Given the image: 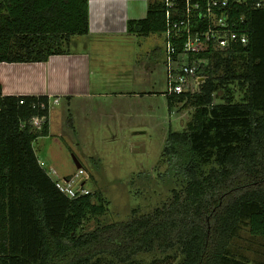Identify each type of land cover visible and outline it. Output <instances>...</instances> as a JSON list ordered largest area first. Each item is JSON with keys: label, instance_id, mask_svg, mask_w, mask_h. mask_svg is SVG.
Returning a JSON list of instances; mask_svg holds the SVG:
<instances>
[{"label": "trees", "instance_id": "16d2710c", "mask_svg": "<svg viewBox=\"0 0 264 264\" xmlns=\"http://www.w3.org/2000/svg\"><path fill=\"white\" fill-rule=\"evenodd\" d=\"M263 1L233 8L245 17L247 44L196 56L199 90L165 92L170 109L193 108L165 147L181 187L169 204L128 220L80 230L109 206L95 192L70 198L56 187L34 148L50 133L48 97L4 95L0 83V264H173L176 255L135 256L174 248L180 264H264L236 247L243 228L264 238ZM166 28L162 2L128 22L130 33ZM89 31V0H0V62L47 60ZM36 115L47 117L41 129L30 122Z\"/></svg>", "mask_w": 264, "mask_h": 264}, {"label": "rangeland", "instance_id": "374dc122", "mask_svg": "<svg viewBox=\"0 0 264 264\" xmlns=\"http://www.w3.org/2000/svg\"><path fill=\"white\" fill-rule=\"evenodd\" d=\"M164 39L163 32L97 39L94 68L100 79L112 82L106 89L111 95H98L90 110L63 98L61 104L55 103L51 133L34 142L39 159L61 176L78 171L77 158L89 175L86 186L109 206L106 214L87 219L82 231L164 207L171 202L173 189L181 187L169 171L165 147L169 131L184 129L193 108L182 103L169 107ZM236 247L251 261L264 262V238L250 235L247 228L241 230ZM167 254L177 256L173 264L184 259L180 248L135 257L149 262Z\"/></svg>", "mask_w": 264, "mask_h": 264}, {"label": "crops", "instance_id": "0c3cea01", "mask_svg": "<svg viewBox=\"0 0 264 264\" xmlns=\"http://www.w3.org/2000/svg\"><path fill=\"white\" fill-rule=\"evenodd\" d=\"M162 0H89L90 31L86 37H71L69 50L53 54L44 61L0 62V83L4 95L47 96L73 101L90 110L98 95L107 97L109 80L97 76L94 68L93 49L95 41L109 36L130 34L128 22L143 19L148 15L149 6ZM73 47V49H72ZM158 56L155 50L153 58ZM106 86V88H102ZM103 91L98 94V90ZM76 100V101H75ZM56 105L50 106V133L56 118ZM59 116V115H58Z\"/></svg>", "mask_w": 264, "mask_h": 264}, {"label": "built area", "instance_id": "2783aa9c", "mask_svg": "<svg viewBox=\"0 0 264 264\" xmlns=\"http://www.w3.org/2000/svg\"><path fill=\"white\" fill-rule=\"evenodd\" d=\"M244 1L162 0L167 22L163 32L167 94L199 90L205 79L200 74V65L204 60L196 57L199 53L210 49L227 50L235 44L249 42L248 29L243 26V23L246 24L245 17L233 10ZM263 4L264 1L258 2L257 7ZM48 99L50 106L60 102L59 97ZM41 106L45 107V103ZM46 119V115H36L30 122L41 129ZM26 124L23 122L22 126ZM39 162L56 187L68 197L76 198L91 192L86 186L89 175L84 167L78 168L73 175L61 176L55 167L46 166L43 160Z\"/></svg>", "mask_w": 264, "mask_h": 264}, {"label": "water", "instance_id": "95a60500", "mask_svg": "<svg viewBox=\"0 0 264 264\" xmlns=\"http://www.w3.org/2000/svg\"><path fill=\"white\" fill-rule=\"evenodd\" d=\"M75 159H76V163L78 165V168L82 167L83 166L82 163L77 158H75Z\"/></svg>", "mask_w": 264, "mask_h": 264}]
</instances>
